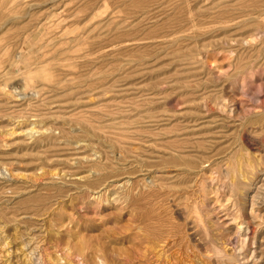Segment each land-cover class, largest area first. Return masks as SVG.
Segmentation results:
<instances>
[{
  "label": "rangeland",
  "instance_id": "obj_1",
  "mask_svg": "<svg viewBox=\"0 0 264 264\" xmlns=\"http://www.w3.org/2000/svg\"><path fill=\"white\" fill-rule=\"evenodd\" d=\"M263 147L264 0H0L11 264H264Z\"/></svg>",
  "mask_w": 264,
  "mask_h": 264
},
{
  "label": "bare ground",
  "instance_id": "obj_2",
  "mask_svg": "<svg viewBox=\"0 0 264 264\" xmlns=\"http://www.w3.org/2000/svg\"><path fill=\"white\" fill-rule=\"evenodd\" d=\"M226 106V105H225ZM222 107H223V105H222ZM217 109H221L220 108V106H219V108H217ZM235 111V110H234ZM231 112H233V110L231 111ZM243 112H244V110H243ZM248 112V111H247ZM225 113V112H224ZM228 113V112H227ZM226 114V113H225ZM228 114H230V113H228ZM250 115V114H249ZM230 116H231V114H230ZM229 117V116H228ZM248 117V116H247ZM264 148V147H263ZM244 153V152H243ZM260 153V152H259ZM248 154V153H247ZM97 156V155H96ZM247 157H249V156H247ZM96 158V157H95ZM101 158V157H100ZM96 159H98L99 160V158H96ZM262 160H264V157H262ZM249 162V161H248ZM247 162V163H248ZM259 162V161H258ZM256 164H257V162H256ZM259 164V163H258ZM243 165V164H242ZM252 165V164H251ZM250 165V166H251ZM233 166V165H232ZM253 166V165H252ZM251 166V167H252ZM240 167V166H239ZM257 167H258V165H257ZM227 169V168H226ZM231 170V169H230ZM262 170V169H261ZM253 171V170H252ZM264 173V172H263ZM232 174V173H231ZM261 174V173H260ZM98 174H96V171H93L92 169L91 170H89V172H88V174L87 175H85L84 177H79L80 179L78 180L79 182H80V184L81 185H83V186H88V184H91L92 182H94V181H101L102 179H101V177H98L97 176ZM240 175H241V173H240ZM257 175V174H256ZM54 176V175H53ZM67 176H71V175H65V174H61V172L60 173H56L55 174V177L56 178H58V179H61V181H63V184H64V182H65V180L67 179ZM262 176V175H261ZM243 177V176H242ZM255 177V176H254ZM105 179V178H104ZM245 180V179H244ZM248 182V181H247ZM256 182V181H255ZM110 183V182H109ZM249 183V182H248ZM106 184V183H105ZM128 185V184H127ZM255 185V187H253L254 188V192H253V194L250 196V198H249V211H247V212H245V213H247V215H248V218L246 219L245 218V220H246V222H249L250 221V223L255 227H257V229L258 228H260L259 227V224H258V222H263V219H264V212H263V214H262V212H259L258 211V209L256 208L257 206H260L261 205V203H263L264 202V177H263V179H261V181H259L258 182V184L256 185V184H254ZM121 186H122V184H121ZM249 186H250V184H249ZM252 186V185H251ZM90 187V186H89ZM120 187V186H119ZM123 187V186H122ZM85 188H87L88 189V187H85ZM90 189V188H89ZM93 189H96V188H93ZM94 192V191H93ZM247 195V194H246ZM246 201V200H245ZM247 202V201H246ZM188 204V203H187ZM245 209H247V208H245ZM199 222V221H198ZM197 222V223H198ZM204 224V223H203ZM263 224V223H262ZM202 225V224H201ZM245 226H247V228H246V234H243L244 235V239H242L241 241H242V244H244V247H245V249H247L248 248V246H251V248H257V247H255L256 246V242H257V235H256V232L259 230H257L256 232H254V234H252L251 236L249 235V233H248V231L250 230V226H249V223H246V225ZM262 226V225H261ZM205 227V226H204ZM254 227H253V229H254ZM180 231V230H179ZM208 231V230H207ZM239 231L240 232H243V229H239ZM172 234V233H171ZM216 234V233H215ZM187 235V234H186ZM264 235V234H263ZM237 236H238V233H237ZM167 237V236H166ZM186 237V236H185ZM240 237V236H239ZM243 237V236H242ZM10 238V237H9ZM9 238H8V236H6L5 235V233H3L2 231L0 232V263L1 264H4V263H7V264H11V258H12V255L14 254V252L15 251H13L12 249L14 248V246L12 245L13 243V241L11 242L10 240H9ZM240 239V238H239ZM188 241V240H187ZM240 241V240H239ZM161 242V241H160ZM263 242H264V236L262 237V238H260V246L257 248V250H254V249H252V252H251V254H250V256L248 257V259H247V261L248 262H252V261H256V260H258V261H260V260H262V259H264V245H263ZM241 243V242H240ZM166 244H167V246L168 247H170V249H172V248H174L175 246H180L181 248V252H184L183 251V249L182 248H184V246H183V244H184V241H183V238L179 235V234H176V233H174L173 235H168V237H167V242H166ZM190 244V243H189ZM226 244V243H225ZM239 244V243H238ZM37 245V244H36ZM160 245V244H159ZM185 245V244H184ZM12 246H13V248H12ZM40 247V246H39ZM39 247H35L34 246V241H33V238L32 237H30V238H27V239H24V240H22L19 244H18V247H17V249L16 250H18L19 252H21V256H23V259H22V261H23V263H25V264H33V261H34V253H35V250L34 249H39L40 250V248ZM216 248V247H215ZM218 248V247H217ZM176 249V248H175ZM174 249V250H175ZM185 249V248H184ZM235 249H236V247H235ZM244 249V248H243ZM188 250V249H187ZM163 251V250H162ZM170 251V250H169ZM180 250L178 249V252H179ZM188 251H190V250H188ZM217 252H218V250H216ZM249 251V250H248ZM174 252V251H173ZM173 252H172V254H173ZM192 252V251H191ZM220 252V251H219ZM218 252V254H220ZM174 253H177V251L176 252H174ZM236 253V252H235ZM170 254V253H169ZM179 254V253H178ZM178 254H176V256L178 255ZM184 253H181L180 255H179V257H181L182 255H183ZM238 254V253H237ZM188 255V254H187ZM223 255V254H222ZM249 255V254H248ZM168 256V255H167ZM218 256V255H217ZM242 256V255H241ZM183 257H184V255H183ZM186 257H188V256H186ZM185 257V258H186ZM192 257V256H191ZM223 257V256H222ZM224 257H226V256H224ZM246 257H247V255H246ZM21 258V257H20ZM167 258V257H166ZM176 258V257H175ZM184 258V259H185ZM189 258V257H188ZM171 259V258H170ZM180 259V262L182 263V261L184 260L183 258V260L181 259V258H178L177 260H179ZM193 259V258H192ZM192 259H190V260H192ZM227 259H229V258H227ZM176 260V259H175ZM189 260V259H188ZM242 260V259H241ZM19 261V260H18ZM187 261V260H186ZM185 261V262H186ZM244 261V260H243ZM43 262V261H42ZM178 262V261H177ZM184 262V261H183ZM190 262V261H189ZM173 263V262H172ZM171 262H170V264H172ZM188 263V262H187ZM254 263V262H253ZM43 264H44V262H43ZM55 264H58L57 262H55ZM176 264H179V262L178 263H176ZM182 264H184V263H182Z\"/></svg>",
  "mask_w": 264,
  "mask_h": 264
}]
</instances>
